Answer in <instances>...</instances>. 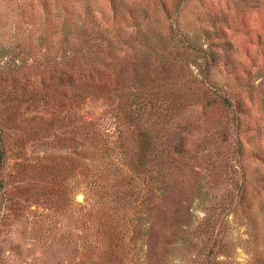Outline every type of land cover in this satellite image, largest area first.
<instances>
[{"label": "rangeland", "instance_id": "obj_1", "mask_svg": "<svg viewBox=\"0 0 264 264\" xmlns=\"http://www.w3.org/2000/svg\"><path fill=\"white\" fill-rule=\"evenodd\" d=\"M0 105V264H264V0H0Z\"/></svg>", "mask_w": 264, "mask_h": 264}, {"label": "trees", "instance_id": "obj_2", "mask_svg": "<svg viewBox=\"0 0 264 264\" xmlns=\"http://www.w3.org/2000/svg\"><path fill=\"white\" fill-rule=\"evenodd\" d=\"M82 27L87 28V26L84 25V24L82 25ZM91 50L92 49L88 48V47H87V49L81 50L80 51V53H81L80 56L82 57V55H87V54L91 55V54H93L91 52ZM102 56H103V54L100 57H98L97 59H94L92 64L93 65H96V64L100 65L101 64V66L105 65V63H104L105 61H104V59H102ZM210 58L211 59H209L207 61V63H211V61L213 62L212 54L210 55ZM86 60H88V59H86ZM117 91H119V87H116V86H113V85L100 84V85H95L91 89L86 87L83 90H80V91L76 92V94H74V96H73V99L78 101V104H79L80 107L82 106L81 104L84 105V103L87 102L88 98L89 99H93L94 97L99 96V94H100L99 97H102V98H104L106 100L110 99V100H114V101H119V103L120 102H125L126 105H128V106H130L132 108L140 104L142 106H140L139 108L135 107V109L137 110L136 112H137L138 116L140 115L141 117H143V115H144L143 112H145V109H146L145 106L147 105V102H145L141 98H139V95L137 94V91L133 89L130 93H128V92L127 93H122V94L116 96L117 99L115 100V99H113L111 97V95H112L111 93L117 92ZM132 99H136V100H132ZM139 99H141L142 101L140 100L138 103H136L137 100H139ZM222 100H223L224 105L227 108L232 109L234 107L231 97H229L227 95H223L222 96ZM1 110H3V107L0 105V117L2 115ZM141 114H143V115H141ZM233 118H234L233 119V123L234 124H238L239 123V118H235V117H233ZM77 126L80 129V131L81 130H85V135L90 134V133L91 134L92 133L93 134L94 133H99V135L102 136V137L104 135L109 136L108 129L106 127H103V130H101L99 128V132L96 131L92 121L80 120L79 119ZM138 135L140 136V140L139 141H141L140 142V144H141L140 145L141 154L139 155V159H143V161H144V159L147 158L148 155H152L154 157L156 146H155V142L152 141V137H150L151 136V131H148L147 129H145L143 127V124H141V132ZM3 138H4L3 129L0 128V190L2 188H5V186H6L5 179L7 178V175L5 173V170L7 168L6 167L7 166V159H9V156H10L9 152H11L8 149L7 145L5 143H3ZM154 146H155V148H154ZM154 159L155 160H157V159H159V160L162 159L163 160V156H161V153L157 152L156 158L154 157ZM120 188H121V184L119 185L118 191L116 190L118 193L123 191V188L121 190H119ZM109 193H112V192H109ZM106 199L108 200V198H106Z\"/></svg>", "mask_w": 264, "mask_h": 264}]
</instances>
